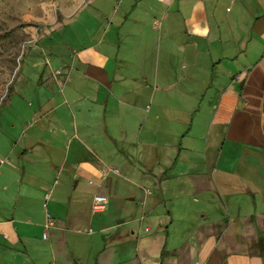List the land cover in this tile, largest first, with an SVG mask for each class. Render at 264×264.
I'll list each match as a JSON object with an SVG mask.
<instances>
[{
  "label": "crops",
  "instance_id": "crops-1",
  "mask_svg": "<svg viewBox=\"0 0 264 264\" xmlns=\"http://www.w3.org/2000/svg\"><path fill=\"white\" fill-rule=\"evenodd\" d=\"M56 1L0 107V264H264V0Z\"/></svg>",
  "mask_w": 264,
  "mask_h": 264
},
{
  "label": "rangeland",
  "instance_id": "rangeland-1",
  "mask_svg": "<svg viewBox=\"0 0 264 264\" xmlns=\"http://www.w3.org/2000/svg\"><path fill=\"white\" fill-rule=\"evenodd\" d=\"M62 24L56 0H0V107L19 78L27 57Z\"/></svg>",
  "mask_w": 264,
  "mask_h": 264
},
{
  "label": "built area",
  "instance_id": "built-area-1",
  "mask_svg": "<svg viewBox=\"0 0 264 264\" xmlns=\"http://www.w3.org/2000/svg\"><path fill=\"white\" fill-rule=\"evenodd\" d=\"M108 203H109V200L106 196L98 195V194L95 195L92 200V206H91L92 212L101 213V212L106 211L108 209ZM54 225H55L54 219L51 217L50 214H46L45 228L48 229ZM46 235L47 234H44V238L47 237Z\"/></svg>",
  "mask_w": 264,
  "mask_h": 264
}]
</instances>
